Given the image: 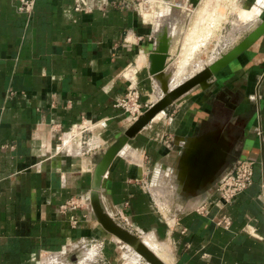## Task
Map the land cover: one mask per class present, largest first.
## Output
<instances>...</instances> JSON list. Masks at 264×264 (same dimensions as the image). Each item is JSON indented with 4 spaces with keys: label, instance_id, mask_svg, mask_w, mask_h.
<instances>
[{
    "label": "crops",
    "instance_id": "obj_1",
    "mask_svg": "<svg viewBox=\"0 0 264 264\" xmlns=\"http://www.w3.org/2000/svg\"><path fill=\"white\" fill-rule=\"evenodd\" d=\"M17 6L0 0V264H148L90 205L96 160L133 121L115 103L134 84L144 111L163 84L243 39L264 0H35L30 16ZM188 44L193 59L175 79ZM214 127L233 139L217 179L252 161L251 183L228 202L215 181L188 191L175 172L187 141ZM70 198L85 203L62 209ZM99 198L166 264H264V33L130 138Z\"/></svg>",
    "mask_w": 264,
    "mask_h": 264
},
{
    "label": "water",
    "instance_id": "obj_2",
    "mask_svg": "<svg viewBox=\"0 0 264 264\" xmlns=\"http://www.w3.org/2000/svg\"><path fill=\"white\" fill-rule=\"evenodd\" d=\"M264 33V17L243 39H241L230 50L221 54L218 58L203 67L197 73L184 79L182 82L168 87L163 84V94L138 115L130 125L112 141L99 155L94 165L90 184V205L93 214L101 227L128 245L148 264H166L143 240L128 229L119 225L103 209L99 192L104 174L114 158L120 153L128 140L138 133L159 112L163 111L169 104L181 95L197 85L204 86L209 78L227 66L243 51L249 48ZM162 55H157L152 66V72L161 76ZM233 139L229 137L224 128L214 127L191 137L182 148L175 172L183 189L188 191L210 186L217 181V175L227 161L228 154L232 148Z\"/></svg>",
    "mask_w": 264,
    "mask_h": 264
},
{
    "label": "built area",
    "instance_id": "obj_3",
    "mask_svg": "<svg viewBox=\"0 0 264 264\" xmlns=\"http://www.w3.org/2000/svg\"><path fill=\"white\" fill-rule=\"evenodd\" d=\"M18 2L17 10L30 16L35 0H16ZM140 91L134 84H130L125 94L120 97L115 105L122 108L129 114L132 120L142 113V104L139 101ZM252 180V161L248 159H237L234 163L221 173L215 183V190L219 198L228 202L232 198L246 189ZM82 199L70 198L61 205L62 209L66 207L76 208L84 205ZM72 225H76L78 219L72 217ZM224 225H229L230 219H223Z\"/></svg>",
    "mask_w": 264,
    "mask_h": 264
},
{
    "label": "rangeland",
    "instance_id": "obj_4",
    "mask_svg": "<svg viewBox=\"0 0 264 264\" xmlns=\"http://www.w3.org/2000/svg\"><path fill=\"white\" fill-rule=\"evenodd\" d=\"M133 1H135V2H150V0H133ZM158 6H160L159 4H157ZM157 14H158V17L159 18H161V12L160 11H158L157 12ZM236 15V14H235ZM238 17V16H237ZM234 20L236 21V20H238V19H236V18H234ZM188 46H189V48H186V49H184V51H183V56H181L180 58H179V60H178V65H176V73H175V79L177 78V77H182V74H183V72H185L186 71V69L188 68V65L190 64V62H191V59H193V57H192V54H191V52L193 53L194 52V50H193V46H192V44H188ZM192 58H191V57ZM198 60V63L200 64V63H202L203 62V60H205V58H204V56H202L200 59H197ZM182 62H185L184 64L185 65H183L182 64ZM177 82V79L175 80V84H177L176 83ZM229 161H231V160H229ZM228 161V162H229ZM160 174L158 173V172H155V169L153 168L152 169V173H151V176L150 177H153V178H160ZM59 257H57V258H51V259H47V260H49V261H52V262H55L56 264H59V262H60V259H58ZM56 260H57V262H56ZM48 261V262H49ZM90 263H92V262H90Z\"/></svg>",
    "mask_w": 264,
    "mask_h": 264
}]
</instances>
